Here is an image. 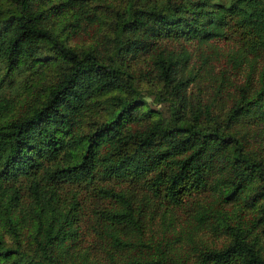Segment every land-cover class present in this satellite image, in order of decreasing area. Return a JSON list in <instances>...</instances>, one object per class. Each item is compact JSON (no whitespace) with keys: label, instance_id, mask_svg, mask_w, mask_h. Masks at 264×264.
Instances as JSON below:
<instances>
[{"label":"trees","instance_id":"1","mask_svg":"<svg viewBox=\"0 0 264 264\" xmlns=\"http://www.w3.org/2000/svg\"><path fill=\"white\" fill-rule=\"evenodd\" d=\"M104 1L0 2L4 75L42 63L40 46L53 52L51 80L21 102L0 99V219L11 234L10 243L0 234V264H90L77 248L78 189L64 183L112 202L95 208L100 244L111 248L100 264H187L173 243L180 239L194 247L191 264H264V152L247 144L248 129L264 127V0H118L101 47L67 44L54 24L89 19ZM232 34L239 45L225 61L233 75L245 67L241 81L228 68L215 77L207 53L194 65L185 46L175 47ZM202 78L212 81L208 93ZM224 81L233 88L229 104L220 100ZM140 82L156 85L151 100L165 103L166 114L145 103ZM125 180L172 205L204 189L209 197L191 203L174 241L164 230L144 238ZM231 201L241 206L234 220L223 209ZM199 227L227 240L197 246Z\"/></svg>","mask_w":264,"mask_h":264},{"label":"rangeland","instance_id":"2","mask_svg":"<svg viewBox=\"0 0 264 264\" xmlns=\"http://www.w3.org/2000/svg\"><path fill=\"white\" fill-rule=\"evenodd\" d=\"M114 1L118 3V0H105L104 2L96 5L94 8V13H91L89 19H84L78 21V24L65 23L61 26L60 23L54 24L56 29L59 30L60 36L64 38L65 42L70 46L76 48L86 47L87 45H98L103 37L109 33L108 22L112 16L111 5ZM1 2V0H0ZM106 2V3H105ZM92 9V8H91ZM178 45L185 46L190 52L191 63L198 64L199 55L203 51L209 55V60L213 64L212 71L216 74L215 77L219 78L218 72L221 68H228L225 73L230 74L231 78L236 77L235 80H243V71L245 67L239 69L236 75L230 69L229 63L225 61L226 56L236 48H238V37L234 34L221 37L218 39L209 40L198 44L196 42H181L175 43V47ZM101 47V45H98ZM53 55V52L47 46H40L38 50V57L43 58L42 63L37 62H26L22 63L18 69H14L9 75H4V63L0 62V99L4 97L13 98L18 102L26 99L31 93L36 92L38 82H47L52 79L53 69L52 61L49 58ZM143 57L138 55L130 60V65L134 73H138L141 70L140 60ZM206 75L203 73V76ZM205 77V76H204ZM200 82L204 92L210 90L212 81H208L206 78H202ZM223 84L225 88L223 90V98L220 97L221 102L229 104L228 95L231 94L233 88L227 81ZM141 92L145 95V103L153 109H159L161 113L166 114V104L159 103L155 104L151 100V88H156V85H149L140 82ZM191 89H194L191 87ZM247 144L255 149L264 152V127H258L254 129H248L247 134ZM131 181V182H130ZM25 178L19 179L18 183L20 185L19 191L21 194V200L26 201L27 189L25 187ZM120 186H124L126 189L131 190L132 202L138 207L140 214V219L142 220V231L144 238H149L150 236H159L160 232H163L169 236V239L174 241V234L179 230H185V226L188 224L190 218V211L194 208L193 204L195 199H201L208 196L209 191L207 189L197 191L191 196H187L184 200L177 205H172L161 200L159 197L150 195L140 181L125 180L120 183ZM66 188H77L78 198L80 201L81 215L79 221L80 236L77 242V248L79 251L88 252V258L90 264H100L109 256V250L111 249L109 245L107 246L105 242H101L98 233V217L95 212V208L101 206H108L112 202L107 199H103L95 195L90 187L79 185H70L64 183L63 189ZM207 195V196H206ZM209 197V196H208ZM237 202L231 201L223 205V209L226 212L227 217L230 220H234L239 213L237 210ZM240 206V204H239ZM241 207V206H240ZM251 214L249 209L245 210V216ZM212 219V218H211ZM185 227V228H184ZM19 238L23 242L28 239L29 226L23 225L19 227ZM0 234L4 242H11V234L7 227L2 225L0 219ZM181 238V237H180ZM178 238V239H180ZM181 240V239H180ZM175 241V245L180 246L178 249L181 255L186 257V263L191 264L195 258L194 247L190 244L187 246L184 241ZM195 245H210L218 246L224 243L227 238L224 237L220 232H213L207 227H199L194 233ZM99 241V243H98ZM111 253H115L111 250ZM117 254V253H115ZM107 263V262H105Z\"/></svg>","mask_w":264,"mask_h":264}]
</instances>
